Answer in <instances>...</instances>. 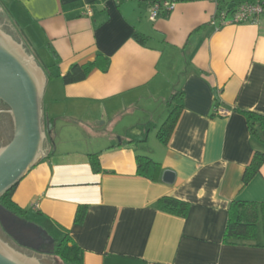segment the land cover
I'll return each instance as SVG.
<instances>
[{
  "label": "crops",
  "instance_id": "crops-1",
  "mask_svg": "<svg viewBox=\"0 0 264 264\" xmlns=\"http://www.w3.org/2000/svg\"><path fill=\"white\" fill-rule=\"evenodd\" d=\"M174 2L152 20V0H0L12 34L30 49L38 31L52 74L44 98L55 123L49 155L13 200L55 241L69 233L82 264H264L261 221L255 242L224 240L233 200L264 202V163L243 182L264 150V129L256 124L253 134L241 111L264 115V18L221 25L219 12L232 0ZM98 54L104 67L64 83L72 64ZM179 92L183 106L163 143L157 132ZM95 152L100 171L91 164ZM139 153L160 162L162 174L173 171L174 182L140 175ZM164 196L189 202L188 214L162 210ZM80 205L87 210L76 224Z\"/></svg>",
  "mask_w": 264,
  "mask_h": 264
},
{
  "label": "water",
  "instance_id": "water-1",
  "mask_svg": "<svg viewBox=\"0 0 264 264\" xmlns=\"http://www.w3.org/2000/svg\"><path fill=\"white\" fill-rule=\"evenodd\" d=\"M0 10L4 16L1 7ZM5 21L14 29L8 18ZM14 35L0 23V101L8 106L13 121L11 139L0 146V198L40 159L48 157L50 150L44 107L49 76L35 47L30 50L25 41ZM162 179L172 183L175 173L165 170ZM0 223L17 245L37 253L43 251L44 245L56 242L45 229L2 205ZM0 264L43 263L38 256L29 255L0 236Z\"/></svg>",
  "mask_w": 264,
  "mask_h": 264
},
{
  "label": "trees",
  "instance_id": "trees-1",
  "mask_svg": "<svg viewBox=\"0 0 264 264\" xmlns=\"http://www.w3.org/2000/svg\"><path fill=\"white\" fill-rule=\"evenodd\" d=\"M162 1V0H152ZM174 1V0H171ZM254 0H232L229 10H233L236 6L245 3L253 2ZM171 10V9H170ZM169 9L161 12H169ZM135 38L139 42H143L147 39V36L135 32ZM53 55L56 58V53L54 50H51ZM106 63L105 57L102 54H98L97 58L91 62L87 63H74L71 65L69 70L62 76L64 83H74L85 79L90 70L96 66L104 67ZM46 66V65H45ZM48 76H52L51 73H48ZM181 93H175L169 103L176 101L171 109V112L164 123L160 126L157 136L163 142L167 143L170 135L173 132L175 124L179 117V112L183 106L182 100L179 98ZM176 99V100H175ZM219 108V107H218ZM217 108V109H218ZM216 109V110H217ZM247 116L251 132L256 134V124H259L264 129V115L257 114L251 111L241 110ZM45 127L46 131L49 133V137L52 138L53 128H55L54 119H47L45 115ZM98 152L91 153L90 159L92 167L95 171H100L101 166L99 162ZM138 173L142 176L148 177L153 180H159L162 174L161 163L154 160L152 157L146 154H137L136 155ZM264 163V150L258 149L250 164L246 167L243 182L244 185L248 184L253 176L259 172L261 166ZM17 185L13 186L9 191H7L0 198V205L11 211L12 213L24 217L27 213V210L21 208L14 200L13 193ZM159 207L169 213L178 214L186 216L190 209V203L171 196H164L160 198L158 202ZM87 206L80 205L78 207L77 215L75 218V223L80 224L83 222L86 214ZM261 221L263 226V235H264V202H254V201H244V200H233L230 204L228 210V221L224 231V240L225 242H235L237 240H244L250 243L255 242L257 236V223ZM264 246V242H263ZM50 253L56 256L62 264H82L81 250L79 245L73 240L69 233L64 234L60 239H56V242L52 245Z\"/></svg>",
  "mask_w": 264,
  "mask_h": 264
},
{
  "label": "built area",
  "instance_id": "built-area-1",
  "mask_svg": "<svg viewBox=\"0 0 264 264\" xmlns=\"http://www.w3.org/2000/svg\"><path fill=\"white\" fill-rule=\"evenodd\" d=\"M175 5L174 1L162 0L155 1L151 5L150 18L154 20L161 11L172 9ZM222 17L221 25L228 23H258L264 18V0H254L253 2H245L236 6L231 10H222L219 12ZM217 111L222 113L224 110L218 108Z\"/></svg>",
  "mask_w": 264,
  "mask_h": 264
},
{
  "label": "flooded vegetation",
  "instance_id": "flooded-vegetation-1",
  "mask_svg": "<svg viewBox=\"0 0 264 264\" xmlns=\"http://www.w3.org/2000/svg\"><path fill=\"white\" fill-rule=\"evenodd\" d=\"M0 23L3 25V27L10 32L11 34H14V31L11 29L10 25L4 20V17L0 11ZM18 40H21V38L16 37ZM26 42V45H28V42ZM30 49V48H29ZM31 50V49H30ZM8 106L0 101V144H6L9 140L7 139V136L9 133L12 131L13 135V121L11 115L7 112ZM0 235L3 237L5 240L9 241L11 244L14 246L23 249L24 247H21L17 245L14 240L9 236V234L4 230L2 224L0 223ZM27 250H30L28 248H24Z\"/></svg>",
  "mask_w": 264,
  "mask_h": 264
},
{
  "label": "rangeland",
  "instance_id": "rangeland-1",
  "mask_svg": "<svg viewBox=\"0 0 264 264\" xmlns=\"http://www.w3.org/2000/svg\"><path fill=\"white\" fill-rule=\"evenodd\" d=\"M30 33L32 34L33 31H31ZM38 34H39L38 31L37 30H34L33 37L35 39L34 41L36 42L37 48H38L39 51L37 50V48H35V49L39 53V56H40L41 60L43 62H47V59H48L47 56L49 54L46 53L45 46H44V44L41 43L40 36ZM45 115H46V118L48 119L49 117H48V113L46 112V110H45ZM76 136L83 137V140H85V137H84L83 133H79ZM11 137H12V131L7 136V139L9 140ZM3 145H5V144H0V146H3ZM63 145H65V147H67V148L72 146V144H63ZM73 145H75V147H76V146H80L81 144H73ZM85 145H87V144H85ZM60 147H61V145H60ZM51 248H52L51 245H50V248H49L48 245H44L43 246V249H51ZM22 250L25 251L26 253H28L29 255H36V256H38V258L42 261L43 264H62V262L56 256H54V255L53 256L52 255H50V256L43 255V254L37 253V252H35L33 250H27V249H24V248Z\"/></svg>",
  "mask_w": 264,
  "mask_h": 264
}]
</instances>
